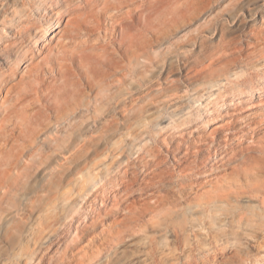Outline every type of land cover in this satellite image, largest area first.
Returning <instances> with one entry per match:
<instances>
[{"label": "rangeland", "instance_id": "1", "mask_svg": "<svg viewBox=\"0 0 264 264\" xmlns=\"http://www.w3.org/2000/svg\"><path fill=\"white\" fill-rule=\"evenodd\" d=\"M119 1L102 0L80 27V43L98 46L87 64L100 57L108 72L100 89L81 87L82 118L54 116L58 73L15 66L11 98L42 109L6 123L5 158L15 157L0 264H41L43 237L66 206L68 225L44 264H264V0H193L195 11L187 0ZM118 14L150 39L147 60L114 42ZM71 27L64 17L61 29ZM56 42L52 33L47 43ZM22 49L34 65L47 55L41 42ZM45 116L27 142L29 123Z\"/></svg>", "mask_w": 264, "mask_h": 264}, {"label": "bare ground", "instance_id": "2", "mask_svg": "<svg viewBox=\"0 0 264 264\" xmlns=\"http://www.w3.org/2000/svg\"><path fill=\"white\" fill-rule=\"evenodd\" d=\"M0 1H2V4L0 5V103L4 105H1V107L6 106L0 111V191L2 193L0 195V233H2L1 231L11 219L9 214L5 217L1 215L9 204V193L12 192L7 188L6 174L8 167L12 165L13 160L11 161V157H15V155H11L10 158H5L9 145L8 142L13 133V129H8V124L6 123H8V120L11 118H15L19 111L23 114L29 112V110L34 112L35 109H38L39 111L42 109L40 106L36 105V102H32L31 98L28 99V96L11 98L12 92L16 87L15 76L18 74V70L15 66L18 67L20 64H26V66L34 67L41 72L46 71L54 74L55 71L59 74L58 80L55 81V84L59 83L60 94L63 96V101L55 104L56 109L54 111V116H58L57 119L60 118L62 120H67L66 122L69 124H72L75 121V117L72 115L73 110L76 109V111H79V119L84 112H82L83 109L81 110V107L83 106L81 103L82 99H79V97L84 94V89L81 87H86L93 83L97 89H100L101 82L104 80L108 72H103L104 70H102L100 65L103 60H101L100 57L94 58V65L87 64L88 57L86 56V53L91 52L92 55H95L94 51L97 50L98 46L96 47L95 45H92V40L90 42L82 41L81 43L79 41V37L82 36L80 27L83 26V22L87 21L90 16H94L98 13V8L102 0H86L85 4H83L84 0ZM119 3L121 5L122 0L119 1ZM185 5L189 6V9L196 10L195 1L193 0H187ZM112 9L116 14L118 11L117 7L113 6ZM64 17H69L70 26H72L69 31L61 29V21ZM173 22L177 23L175 20H173ZM128 24V17L124 19L121 14L114 16L111 25H117L116 30L119 31L120 36L119 40L117 39L116 41L115 39L114 42H116V44L124 43L125 50L128 54L132 56L137 55L139 59L142 58L147 60L146 47L150 39L148 40L141 35H131L127 30ZM7 29L14 31L15 35L7 36L3 34V31ZM52 33H55L57 42L49 44L47 43V39ZM39 42H41L42 46H46L47 55L43 57V63H37L34 65V56L27 55L23 52L22 47L24 44L37 47ZM54 51H56V55L52 54ZM109 57L111 59L106 63L111 64V68H113L114 63L112 61V55ZM45 61L49 62L46 63ZM52 61H55V66L54 64H52V66L49 65ZM76 62H80L78 66L74 65ZM252 75L253 73L249 74L248 77H252ZM243 80L244 79H242V83L244 82ZM227 82L230 83L231 81L228 80ZM249 83L252 85V78L249 79ZM32 91L39 93L38 88H35ZM218 95L220 97L223 96L221 93H218ZM95 102H97L96 98ZM195 102H198V100H195ZM214 104L215 103H213V106ZM68 111H71L69 113L72 115L71 117L68 115ZM47 116L44 118L36 117L35 120H32L29 123L30 127L26 134L27 142H31L35 137L36 139L38 138L37 135L43 129L44 122L48 119ZM72 117L73 120L71 119ZM57 140V137H54L53 141L57 142ZM14 147L12 146L11 150H14ZM121 183L122 182H120V185ZM17 184L18 183L14 186L16 187ZM123 184L124 183H122V185ZM67 214L68 206L65 208L63 224L59 229L57 231L54 230L48 232L43 237L42 247H39V252L42 254L41 257L44 263H47V260L50 258L48 252L54 248L56 237L62 235L66 230L69 222ZM28 220L29 219H27V221ZM17 226L19 230L28 234V229L30 227L29 223L22 221V223L17 224ZM35 254L37 255L38 253ZM43 262H41V264Z\"/></svg>", "mask_w": 264, "mask_h": 264}]
</instances>
